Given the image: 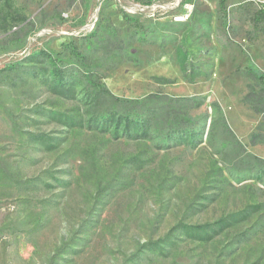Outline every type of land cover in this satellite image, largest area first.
Segmentation results:
<instances>
[{"label":"rangeland","instance_id":"1","mask_svg":"<svg viewBox=\"0 0 264 264\" xmlns=\"http://www.w3.org/2000/svg\"><path fill=\"white\" fill-rule=\"evenodd\" d=\"M220 1L0 0V264H264V183L235 149L264 158L249 142L261 115L242 101L246 70L264 74V0ZM52 65L99 76L121 101L53 92ZM149 93L201 97L188 114L202 142L168 140L164 116L140 140L50 115L86 122ZM213 103L235 138L220 128L211 147ZM231 214L209 240L177 225ZM158 237L161 249L143 245Z\"/></svg>","mask_w":264,"mask_h":264},{"label":"trees","instance_id":"2","mask_svg":"<svg viewBox=\"0 0 264 264\" xmlns=\"http://www.w3.org/2000/svg\"><path fill=\"white\" fill-rule=\"evenodd\" d=\"M220 3L223 4L224 0H221ZM258 12L262 19H264L263 5L258 9ZM36 55H39L36 58L42 61L46 59L51 60L50 54L46 51H40ZM181 65L180 70L183 77L193 82L194 77L189 76L187 71H185V67H183L184 63H181ZM246 73L254 82L247 84V91L242 101L255 113L261 115L256 130L249 135V142L251 145L264 144V74L257 73L251 69L246 70ZM49 75L50 77H46V81L53 92L68 98L80 95L84 99L85 104L90 107L98 106L101 99L106 96L113 100L121 101L119 97L114 96L107 89L99 76H96V79L92 81L87 73H76L73 70L64 69L55 65H52ZM124 101L127 104H133V107L129 111H111L106 115H91L86 122L72 116L69 117L62 112H50V115L71 127L86 126L102 132H108L115 138L124 136L130 139L140 140L150 139L152 137V130L158 119L164 116L167 122L168 140L189 143L191 146H198L202 142L205 127H199L197 125L189 126L190 123L195 121L188 114L190 109L197 108L202 104L201 97H174L164 93H149L140 99H125ZM213 109L214 117L211 119L207 132L205 133L206 139L211 147L214 145L213 141L220 128L235 138L222 116L220 107L213 103ZM32 138L34 141L41 143L46 150L53 149L52 138L50 136L38 134ZM162 145L163 143L157 144L158 147ZM238 148L243 150L246 156L252 159V163H246L240 169L253 172L255 178L264 183V158L247 152L242 143L235 141V149ZM236 215L221 216L213 222L186 223L180 221L177 225L182 234H185L191 239L209 240L215 234L222 232V230L238 220ZM167 241V237H158L156 240L146 241L143 245L147 249H161L162 246L159 243L163 242L166 244Z\"/></svg>","mask_w":264,"mask_h":264},{"label":"built area","instance_id":"3","mask_svg":"<svg viewBox=\"0 0 264 264\" xmlns=\"http://www.w3.org/2000/svg\"><path fill=\"white\" fill-rule=\"evenodd\" d=\"M161 7V6H160ZM163 8H165V9H168V7H164V6H162ZM175 20H183V19H185L186 18V15L184 14V13H181V14H177L175 17Z\"/></svg>","mask_w":264,"mask_h":264}]
</instances>
